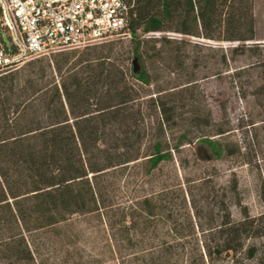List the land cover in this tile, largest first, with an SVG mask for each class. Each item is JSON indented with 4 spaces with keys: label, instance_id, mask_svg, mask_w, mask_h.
Wrapping results in <instances>:
<instances>
[{
    "label": "trees",
    "instance_id": "1",
    "mask_svg": "<svg viewBox=\"0 0 264 264\" xmlns=\"http://www.w3.org/2000/svg\"><path fill=\"white\" fill-rule=\"evenodd\" d=\"M126 1L131 6V59L139 60L138 71L123 65L119 42L109 41L83 51L61 52L52 61L34 59L0 76V264H58L60 254L69 262L73 251L58 246L68 236L64 226L75 215L105 206L100 178L108 170L144 159L149 174L173 159L181 145L192 143L185 133L177 136L174 145L161 139L163 124L173 117L167 103L173 94L169 90L178 85L161 88L156 99H149L164 121L156 135L147 122L141 95L153 84L145 58L153 69L156 63L183 68L187 43L146 34L175 31L215 39L213 28L225 17L229 34L222 39L244 42L241 47L248 50L253 47L245 42L256 39L251 0ZM196 80L191 77L185 83ZM202 139L216 156L224 154L220 142ZM232 188L238 192L236 180ZM155 206L146 197L139 203L141 212L130 213L124 227L125 248L136 254L140 264H218L225 259L232 262L228 264H248L238 263V254L264 264L263 216L253 217L245 210L240 221H233L227 213L221 223L207 229L212 239L202 245L178 239L135 241L137 232L147 234L149 219L159 215ZM170 231L179 238L196 235L193 223L188 230ZM201 232L206 230L201 227ZM248 240L253 242L247 244ZM78 256L71 264L95 262Z\"/></svg>",
    "mask_w": 264,
    "mask_h": 264
},
{
    "label": "rangeland",
    "instance_id": "2",
    "mask_svg": "<svg viewBox=\"0 0 264 264\" xmlns=\"http://www.w3.org/2000/svg\"><path fill=\"white\" fill-rule=\"evenodd\" d=\"M251 3L256 39L245 42L246 47H253L249 50L241 47L244 42L222 39L229 34L223 23L225 17L213 28L215 39L175 31L145 35L184 39L187 43L183 49L187 59L183 68L156 63L153 69L145 58L153 84L146 87V93L142 90L141 95L149 117L147 122L156 135L164 121L159 108L149 99H156L161 88L178 85L169 90L173 94L167 97V103L173 109V117L169 124H163L165 137L161 139L174 145L177 136L185 133L192 143L181 145L173 153V159L163 161L149 174L144 159L108 170L100 178L105 206L93 213L75 215L64 226L68 236L64 235L61 243L58 240V246H63V251L70 249L73 254L69 262L60 254L58 264H71L78 260L79 254L95 260L93 264H140L135 260L136 254L125 248L124 227L129 223L130 213L141 212L139 203L146 197L155 203L159 215L149 219L151 228L147 234L137 232L134 239L143 244L178 239L191 244L199 241L202 245L212 239L207 229L221 223L227 213L233 221H240L245 210L253 217H264V0ZM111 41L119 42L123 65L133 68L131 41L122 37ZM0 42L10 44L5 29L0 30ZM238 45L241 48L232 52ZM191 77L197 80L185 83ZM220 130L226 132L216 134ZM203 137L220 142L224 154L216 156ZM146 143L148 148L150 141ZM235 180L238 192L232 188ZM192 223L195 236L179 238L170 231L174 227L188 230ZM236 260L259 264L258 259L247 260L244 254H238ZM228 263L232 262L228 259L218 262Z\"/></svg>",
    "mask_w": 264,
    "mask_h": 264
},
{
    "label": "built area",
    "instance_id": "3",
    "mask_svg": "<svg viewBox=\"0 0 264 264\" xmlns=\"http://www.w3.org/2000/svg\"><path fill=\"white\" fill-rule=\"evenodd\" d=\"M131 6L126 0H0V76L34 59L107 43L131 40Z\"/></svg>",
    "mask_w": 264,
    "mask_h": 264
},
{
    "label": "water",
    "instance_id": "4",
    "mask_svg": "<svg viewBox=\"0 0 264 264\" xmlns=\"http://www.w3.org/2000/svg\"><path fill=\"white\" fill-rule=\"evenodd\" d=\"M133 64H134V70L135 71H138L141 68L139 60L137 58L133 61Z\"/></svg>",
    "mask_w": 264,
    "mask_h": 264
}]
</instances>
